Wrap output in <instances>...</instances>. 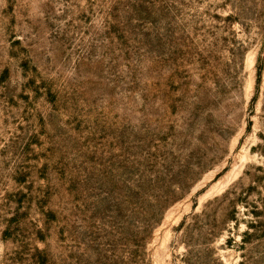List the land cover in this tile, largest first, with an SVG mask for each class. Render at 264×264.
Instances as JSON below:
<instances>
[{
    "label": "rangeland",
    "instance_id": "1",
    "mask_svg": "<svg viewBox=\"0 0 264 264\" xmlns=\"http://www.w3.org/2000/svg\"><path fill=\"white\" fill-rule=\"evenodd\" d=\"M0 264H264V0H0Z\"/></svg>",
    "mask_w": 264,
    "mask_h": 264
}]
</instances>
